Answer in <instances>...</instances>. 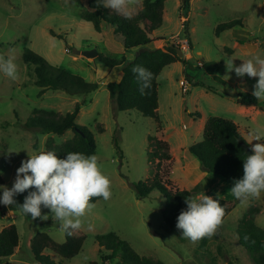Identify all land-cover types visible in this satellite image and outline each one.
<instances>
[{
    "label": "rangeland",
    "instance_id": "obj_1",
    "mask_svg": "<svg viewBox=\"0 0 264 264\" xmlns=\"http://www.w3.org/2000/svg\"><path fill=\"white\" fill-rule=\"evenodd\" d=\"M88 1L0 0V52L5 58L13 59L18 68L15 80L0 73V186L11 188L21 161L48 151L49 137L56 144L74 137L72 131L59 136L25 128L34 109L65 115L87 99L76 123L87 127L96 140L95 156L110 180L111 197L97 201L81 218L82 227L74 233L84 237L83 247L79 255L66 264L100 263V247L95 236L110 232L127 241L139 255L165 264H254L238 243L235 231L253 207L259 209L255 223L264 229V192L242 203L231 193L235 181L226 182L221 176L203 172L188 148L202 140L205 123L212 116L236 123L251 147L264 143L252 141L251 135L256 128L264 129V100L249 108L237 103L238 93L252 94L258 78L246 74L238 77L234 71H228L225 63L227 58L233 59L234 66L256 56L264 59V0H192L188 18L183 17L182 0H167L164 23L154 32L159 40L151 47L176 46L188 65L171 64L158 76L160 131L153 118L143 116L138 110L114 108L107 85L121 80L120 69L106 68L97 59L74 53L75 49H97L117 59L131 60L135 56V52H124L111 27L103 25L104 30L99 33L92 23L84 20ZM142 2L131 0V16L142 9ZM236 19L243 21V28L227 31L220 37L215 35L219 24ZM187 26L189 33L185 36ZM51 32L62 38L54 37ZM26 49L88 82L100 84V88L87 95L72 96L50 90L42 93L35 85L33 67L23 61ZM207 62L218 63V75L225 80L224 85L214 82L198 68ZM184 79L190 86L187 93L181 89ZM149 137L169 145L171 158L161 162L160 169L165 173L168 166L171 167L168 182L171 190H191L201 183L203 190L193 199L206 195L230 202L231 213L222 223L223 232L213 237L206 249H200L198 241L182 242L177 227L165 226L163 212L167 201L160 193L153 191L146 198L137 197L134 184L148 182L158 170V160L153 161L154 164L149 161ZM31 190L14 197L16 205H1L0 232L15 225L20 244L15 255L0 259V264H36L31 240L39 233L48 234L57 244L65 242V231L49 209L42 207V215L48 218L38 221L17 208ZM45 254L60 261L52 250Z\"/></svg>",
    "mask_w": 264,
    "mask_h": 264
},
{
    "label": "trees",
    "instance_id": "obj_2",
    "mask_svg": "<svg viewBox=\"0 0 264 264\" xmlns=\"http://www.w3.org/2000/svg\"><path fill=\"white\" fill-rule=\"evenodd\" d=\"M191 1L182 0L184 18H188ZM166 2L167 0H143L142 9L131 18H126L98 4L97 0H89L88 9L83 13L84 20L92 23L97 32H102L103 25L111 27L115 37L122 43L124 52H135L131 60L125 57L113 58L105 53H100L97 58L98 63L104 67L120 69L122 72L119 82H110L107 85L114 108L118 111L138 110L143 116L153 118L159 131L162 130V121L159 114L158 76L171 64L181 62L188 65V61L180 57L179 48L176 46L165 49L151 47L159 40L154 37V32L164 23ZM183 26L186 27V25ZM239 27L243 28V21L240 19L221 23L216 27L215 35L220 37L223 33ZM184 33L185 36L189 33L188 26ZM51 34L62 38L53 32ZM22 58L28 66L33 67L35 85L41 89L42 93L50 90L62 91L72 96L87 95L100 88V84L88 82L80 75L55 66L30 49L25 50ZM135 65L143 66L152 73L151 87L146 89L143 95L139 91V84L132 72ZM198 68H202L214 82L221 85L226 83L218 75V63L207 62ZM87 103V99L82 103H77L74 111L65 115L53 110L34 109L24 126L45 135L62 136L72 131L74 137L62 144H56L52 137H49L46 142L47 150L54 151L61 158L69 152H79L86 156L95 155L97 144L93 134L87 127L76 123L82 107ZM237 103L249 108L258 106L259 100L251 93L242 91L237 95ZM184 110L185 113L188 112L187 108ZM247 144L250 145L236 123L212 116L205 123L202 140L191 145L188 151L197 158L203 172L221 176L226 182L236 181L243 176V161L248 156L244 145ZM170 158L168 143L156 137H149V161L154 164L153 161L158 160V170L154 171V176L148 182L134 184V189L140 199L148 197L153 191H157L166 198L167 203L163 212L164 224L169 229H175L179 214L182 210H186L185 199L195 197L200 193L203 190V184H197L191 190H171L168 185L171 167L168 166L165 173L160 169L161 162L168 161ZM216 198L225 210L224 221L231 213L230 202L214 197ZM101 199L95 197L92 203L95 204ZM258 212L257 207L251 208L235 232L238 236V243L248 252L253 263L264 264V229L255 223V215ZM222 232L221 224L214 235L199 240L198 247L206 249L211 239L220 236ZM179 237L182 242L189 240L182 236V230H179ZM95 241L100 247V263L91 262L90 264H165L160 260L139 255L127 241L114 232L97 235ZM83 243L84 237H77L74 230L70 235L65 231L63 244L55 243L46 233H39L31 240V252L36 264H66L67 261L79 255ZM19 244L20 237L16 226L11 225L4 228L0 232V259L14 256ZM48 250L54 251L60 261L56 262L50 255L45 254Z\"/></svg>",
    "mask_w": 264,
    "mask_h": 264
},
{
    "label": "clouds",
    "instance_id": "obj_3",
    "mask_svg": "<svg viewBox=\"0 0 264 264\" xmlns=\"http://www.w3.org/2000/svg\"><path fill=\"white\" fill-rule=\"evenodd\" d=\"M97 2L117 14L131 18V0ZM225 63L228 71H234L238 77L246 74L250 78H258L252 95L257 100H264V59L256 56L234 66L233 59L227 58ZM132 72L140 93L145 94V90L151 87L152 73L140 65L133 66ZM0 73L12 80L18 78L16 63L11 58H5L2 52ZM251 135L252 141H264V129L256 128ZM252 152L254 154L243 161L242 178L236 180L231 188L232 195L242 203L264 192V143L252 145ZM29 189L33 190L28 191L23 204L17 208L25 216L30 214L33 220H46L48 216L42 215V207L49 209L69 235L82 227L81 218L94 207L93 198L100 197L107 201L111 197L110 180L103 174L98 158L79 152H69L61 158L54 151H42L21 161L11 188L0 186V205H16L14 197ZM185 203L186 210L181 211L176 224L177 229L182 230V236L197 242L214 235L225 216L219 199L204 195L199 200L186 198Z\"/></svg>",
    "mask_w": 264,
    "mask_h": 264
},
{
    "label": "water",
    "instance_id": "obj_4",
    "mask_svg": "<svg viewBox=\"0 0 264 264\" xmlns=\"http://www.w3.org/2000/svg\"><path fill=\"white\" fill-rule=\"evenodd\" d=\"M74 53L75 54L82 55V56H85L87 58H94V59H97L98 56H99V54H100L97 49H90V50H79V49H75L74 50ZM181 53L182 52L179 49V55H180V57L182 56ZM244 149H245V151H246V153H247L248 156L254 154L252 152V147L250 145H248V144L247 145H244Z\"/></svg>",
    "mask_w": 264,
    "mask_h": 264
},
{
    "label": "built area",
    "instance_id": "obj_5",
    "mask_svg": "<svg viewBox=\"0 0 264 264\" xmlns=\"http://www.w3.org/2000/svg\"><path fill=\"white\" fill-rule=\"evenodd\" d=\"M181 89L183 93H187L190 89V86L185 79L181 81Z\"/></svg>",
    "mask_w": 264,
    "mask_h": 264
},
{
    "label": "crops",
    "instance_id": "obj_6",
    "mask_svg": "<svg viewBox=\"0 0 264 264\" xmlns=\"http://www.w3.org/2000/svg\"><path fill=\"white\" fill-rule=\"evenodd\" d=\"M104 29L102 28V31H103ZM102 33V32H101ZM15 255V254H14Z\"/></svg>",
    "mask_w": 264,
    "mask_h": 264
}]
</instances>
